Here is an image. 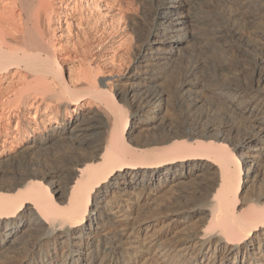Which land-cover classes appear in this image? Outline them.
I'll list each match as a JSON object with an SVG mask.
<instances>
[{"label":"bare ground","instance_id":"obj_1","mask_svg":"<svg viewBox=\"0 0 264 264\" xmlns=\"http://www.w3.org/2000/svg\"><path fill=\"white\" fill-rule=\"evenodd\" d=\"M133 1L0 0V264H264V0Z\"/></svg>","mask_w":264,"mask_h":264},{"label":"rangeland","instance_id":"obj_2","mask_svg":"<svg viewBox=\"0 0 264 264\" xmlns=\"http://www.w3.org/2000/svg\"><path fill=\"white\" fill-rule=\"evenodd\" d=\"M127 1V4L129 3L131 6H129V4H128V9H130L129 11H133V12H137L138 10H139V6L136 4V2L135 1H133V0H126ZM127 6V5H126ZM136 6V7H135ZM138 7V8H137ZM135 10V11H134ZM124 18H125V16H124ZM124 18H120L121 20H117L116 18H115V20H117V23H116V21L114 22V19L112 20V17H107L106 18V20L105 21H100L102 24H100L99 25V27L97 28V26H95V25H93L95 28H89L88 30H90V31H88V32H90L89 34H90V36H91V33L92 32H94V31H98V32H100L104 27L106 28L105 30H106V32H107V37L109 36V38H110V40H109V38H108V40H109V45H108V51L107 52H112L114 49V44H116V42H115V40L117 39V38H119L120 36H122L123 34H125V31H126V25H127V23H125L127 20L126 19H124ZM119 19V18H118ZM118 21H120V23H118ZM107 22V23H106ZM108 22H109V24H108ZM106 23V24H105ZM114 24V25H113ZM107 25H108V27H107ZM110 25H113V26H110ZM104 26V27H103ZM97 28V29H96ZM99 28H101V30H99ZM114 28V29H113ZM117 28V29H116ZM110 29V30H109ZM92 30V31H91ZM114 30V31H113ZM119 30V32H117ZM124 30V31H123ZM122 32V33H121ZM127 32V31H126ZM131 32V31H130ZM111 33V34H110ZM116 33H117V35H116ZM121 33V34H120ZM132 33V32H131ZM131 33H129V34H127L128 35V37L129 36H131L132 38L134 37V35H133V33L131 34ZM99 34V35H98ZM100 34H101V32L100 33H97L96 32V34H95V32L94 33H92V36L91 37H94V38H97V36L98 37H100ZM113 35V36H112ZM133 35V36H132ZM118 36V37H117ZM114 37H117V38H114ZM127 37V38H128ZM131 37H129V38H131ZM114 38V39H113ZM128 38V39H129ZM132 38L128 41L127 40V42H130L131 40H132ZM113 40V41H112ZM118 40V39H117ZM116 40V41H117Z\"/></svg>","mask_w":264,"mask_h":264}]
</instances>
